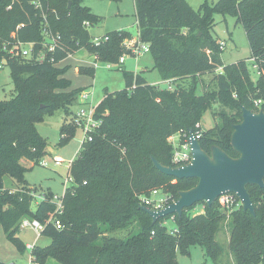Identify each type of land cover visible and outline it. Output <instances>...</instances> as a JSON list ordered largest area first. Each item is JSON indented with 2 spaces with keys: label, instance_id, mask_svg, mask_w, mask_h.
Wrapping results in <instances>:
<instances>
[{
  "label": "trees",
  "instance_id": "16d2710c",
  "mask_svg": "<svg viewBox=\"0 0 264 264\" xmlns=\"http://www.w3.org/2000/svg\"><path fill=\"white\" fill-rule=\"evenodd\" d=\"M39 1L51 29L61 35L43 61L23 57L19 49L10 51L26 42L36 43L35 54L41 51L47 41L42 10L34 0H0V63L10 68L14 85L10 98H0V225L7 239L23 253L21 223L35 218L45 225L42 234L51 239L47 245H35V264H46L48 259L61 264H179L178 249L190 253L194 245H200L214 264H264V188L248 186L255 214L242 204L228 213L218 201L211 206L202 201L184 209L181 216L171 214L153 222L140 199L160 189L177 200L180 191L198 183L197 178L164 174L152 157L172 165L169 138L196 129L209 110L220 122L210 129L201 127L202 148L210 152L216 144L232 157L239 156L231 145L233 125L242 120L243 107L260 110L256 100H262L264 109V0L206 1L198 10L187 0H134L140 40L149 44L161 78L174 80L175 85L161 88L140 72L125 71L126 88L108 93L100 102L97 116L103 123L71 164L73 181L64 192V209L57 214L61 228L49 222L56 212L52 191L33 208L35 189L25 179L26 162L38 164L48 153L37 123L63 109L67 116L60 144L69 143L78 129L74 107L80 106L84 89L72 86L66 75L69 66L60 63L81 49L97 54L100 61L118 63L121 44L130 33L107 34L109 40L95 46L84 22L93 27L103 18L83 0ZM216 13L232 15L243 24L250 59L258 66L257 80L248 60L223 63L224 50L212 33ZM219 68L223 70L218 72ZM78 69L93 75L96 68ZM207 73L214 75L213 86L200 91ZM6 177L11 178L9 186ZM198 204H204V211L191 214ZM169 219L172 229L167 227ZM226 221L227 241L222 239ZM118 230L128 235H115ZM0 264L8 263L0 260Z\"/></svg>",
  "mask_w": 264,
  "mask_h": 264
},
{
  "label": "rangeland",
  "instance_id": "374dc122",
  "mask_svg": "<svg viewBox=\"0 0 264 264\" xmlns=\"http://www.w3.org/2000/svg\"><path fill=\"white\" fill-rule=\"evenodd\" d=\"M208 2L213 4L219 0H187V2L196 10L200 9L203 3ZM83 4L90 7L94 14L103 18L102 22L90 28V32L95 36H104L106 34H114L119 31H127L130 33L122 42L123 55L128 52L125 44L128 40L129 44L134 41L139 35V26L135 15L134 0H83ZM215 25L212 33L217 40L226 42V47L222 53V60L225 65L233 64L240 60H248L251 70V76L254 80L259 77L258 69L255 62L250 59L251 48L248 37L242 23L237 22V18L232 15H224L216 13L214 15ZM124 64L119 65L113 62V67L108 68V61H100L94 55L89 54L85 49L78 50L75 54L68 56L60 65H68L69 69L66 73L67 77L72 81L74 88H83L91 91L90 100L94 105H99L104 97L111 92L126 88L125 71L140 72L150 83H158L161 88H167L169 83L163 82L157 68L154 67V59L149 51L140 56L133 57L125 56ZM83 60L89 62L97 61L99 66L94 70L93 75L82 74L77 70L78 66L85 65ZM111 64V63H110ZM223 69L219 68L218 72ZM264 73V70H263ZM213 73L204 75L199 90H207L213 84L210 82L213 78ZM14 92V85L11 77V70L8 66H4L0 70V98L8 99ZM86 107V106H85ZM215 110L219 111V104L214 105ZM79 105L74 107L77 111ZM66 112L63 109H57L52 114L45 116V119L37 123V127L41 135L45 138L48 144V153L42 158L38 164L26 162L28 170L25 173V179L29 186L35 189V195L38 197L47 192L53 193L54 196L63 197L68 176L70 175L69 164L77 156L85 133L82 127H79L75 136L70 142L64 145L60 144L62 139V126L66 119ZM69 123L73 122L72 116L67 117ZM220 122L212 110H209L204 115L201 125L203 129H210ZM61 156L64 162L56 164L55 157ZM10 177H6V184L9 186ZM12 183L13 180H12ZM16 184V183H15ZM18 184V183H17ZM71 184V183H70ZM37 201L33 203V208L36 207ZM204 211V204H198L191 214ZM227 221L224 223L225 234L222 239L227 241ZM167 227L172 229L174 222L169 219ZM117 236L125 237L127 232L118 230L114 233ZM19 238L24 244L37 243L38 245H47L51 242L50 237L41 234L40 236L30 227L21 228L18 233ZM225 244V242L223 243ZM226 247V246H225ZM31 252L25 250L20 252L17 247L7 239L3 227L0 225V260L11 264L18 262L19 264H30ZM229 257H226V260ZM179 264H214L204 249L200 245H194L190 253L178 249ZM46 264H61L54 259H48ZM229 264H231L229 262Z\"/></svg>",
  "mask_w": 264,
  "mask_h": 264
},
{
  "label": "water",
  "instance_id": "95a60500",
  "mask_svg": "<svg viewBox=\"0 0 264 264\" xmlns=\"http://www.w3.org/2000/svg\"><path fill=\"white\" fill-rule=\"evenodd\" d=\"M192 161L182 166L164 165L152 157L154 166L164 174L179 179L197 178L198 183L179 192V198L161 210L143 205L142 208L157 222L171 214L181 216L184 209L199 202L213 205L227 192L235 193L244 210L255 214L249 185L264 188V109L254 111L243 107L242 120L233 125L231 145L239 156L232 157L214 144L210 152L204 150L194 130L190 129Z\"/></svg>",
  "mask_w": 264,
  "mask_h": 264
},
{
  "label": "built area",
  "instance_id": "2783aa9c",
  "mask_svg": "<svg viewBox=\"0 0 264 264\" xmlns=\"http://www.w3.org/2000/svg\"><path fill=\"white\" fill-rule=\"evenodd\" d=\"M34 4L36 5L37 8H40L42 10L45 19L44 34L47 38V41L43 42L42 44L43 48L41 49V51H39L36 54H35V46H36L35 42L18 43L17 45H14V47L10 51L13 53L16 51V49H19L23 57L28 59H36L38 61H43L46 58V50L53 52L56 49L57 45L59 44V40L61 39V35L59 33H54L53 30L51 29L49 22L47 20V14L43 9L42 3L39 0H34ZM84 25L91 28V23L89 21H85ZM12 36L15 37L16 33L15 32L12 33ZM91 40L95 46H99L104 42L108 41L109 36L107 34L104 36L92 35ZM133 40L134 41H132L131 44H129L128 43L129 41L126 40L125 44L127 46L129 53H126L125 55H122L120 57V60L118 62L119 65L125 62L126 55H131L137 58L141 54L149 51V44L143 43L140 40L139 36ZM219 43H220V48L224 50L226 47V42L220 40ZM91 55H94L98 59L97 54H91ZM83 61L87 66H93L95 68L99 66L97 61H93L92 63L89 62L88 60H83ZM3 67L4 64L0 63V69H2ZM107 67L112 68L113 63L111 64L109 63ZM256 68L258 69L257 65ZM169 89H173V86H170ZM91 94L92 92L88 90H83L80 93L79 101L81 104H80V108L75 113L74 123L77 126V128L82 127L85 133L81 146L84 142L93 139L92 133L96 131L103 123V118L97 116L98 105L97 106L94 105L93 101L90 100ZM255 105L261 109L262 100H256ZM201 127L202 125L200 123H197L196 129H193L194 137L198 140L202 135ZM190 140H191L190 132L188 134L186 132H178L169 138V141L173 146V155H172L173 166H182L192 161V149H191ZM55 162L56 164L59 165L62 162H64V158L61 156H56ZM72 162L73 160L69 164V170L71 168ZM72 181L73 178L70 173V175L68 176L66 188L70 185V183H72ZM36 199L37 202H39L41 200L46 199V196L45 194H42L38 197L36 196ZM63 199H64V195L63 197H59V196L53 197L52 201L56 203V212L49 219V222L55 223L59 228H61L62 224L58 220L57 214L62 213L64 209ZM140 199L145 206H148L154 210H161L176 201V200H171L172 196L168 195L167 193H163L162 190L160 189H155L151 192L149 196H141ZM217 201L221 204L223 209L226 210V212L228 213L232 212L234 209L239 207L240 204H242L239 197L233 192H227L222 194ZM26 227L32 228L40 236L45 228V225L41 223L38 219L25 218L21 223V228H26ZM36 244H37L36 242L26 244V249L31 252L30 264H35L33 261L34 260L33 250ZM11 264H19V263L13 262Z\"/></svg>",
  "mask_w": 264,
  "mask_h": 264
},
{
  "label": "crops",
  "instance_id": "0c3cea01",
  "mask_svg": "<svg viewBox=\"0 0 264 264\" xmlns=\"http://www.w3.org/2000/svg\"><path fill=\"white\" fill-rule=\"evenodd\" d=\"M138 24V23H137ZM138 33H139V31H138ZM139 35V34H138ZM126 61V60H125ZM125 63V62H124ZM123 63V64H124ZM122 65V64H121ZM77 70L79 71V69H78V67H77ZM134 73H139V72H134ZM146 78V77H145ZM146 80H147V78H146ZM148 81V80H147ZM162 81L163 82H167V83H169V86L167 87V88H169L170 86H173L174 87V85H175V81L174 80H163L162 79ZM149 82V81H148ZM150 83V82H149ZM151 84H153V83H151ZM154 84H158V83H154ZM159 85V84H158ZM13 188H15V187H13ZM28 244V243H27ZM231 261H232V258H231Z\"/></svg>",
  "mask_w": 264,
  "mask_h": 264
}]
</instances>
